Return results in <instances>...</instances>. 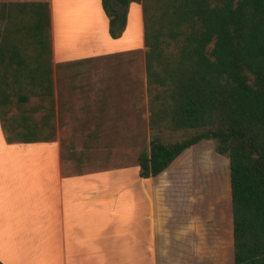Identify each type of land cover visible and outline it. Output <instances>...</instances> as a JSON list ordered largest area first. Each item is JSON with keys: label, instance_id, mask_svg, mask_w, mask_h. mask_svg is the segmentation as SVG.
I'll use <instances>...</instances> for the list:
<instances>
[{"label": "trees", "instance_id": "1", "mask_svg": "<svg viewBox=\"0 0 264 264\" xmlns=\"http://www.w3.org/2000/svg\"><path fill=\"white\" fill-rule=\"evenodd\" d=\"M132 4L141 8L147 48L148 116L132 137L143 140L146 131L149 137L136 157L139 178L157 177L188 148L212 141L229 160L233 264H264V0H101L112 40L124 33ZM0 20V129L7 144L53 142L55 87L61 125L68 84L86 81L95 60L129 54L54 68L47 2L0 0ZM123 67L107 65L104 81H130ZM22 90L38 103L25 110L29 99ZM13 95L19 105L14 116ZM108 123L76 122L77 128H93L78 140L62 139V159L79 170L87 155L104 152L109 158L103 150Z\"/></svg>", "mask_w": 264, "mask_h": 264}, {"label": "crops", "instance_id": "2", "mask_svg": "<svg viewBox=\"0 0 264 264\" xmlns=\"http://www.w3.org/2000/svg\"><path fill=\"white\" fill-rule=\"evenodd\" d=\"M91 1L104 22L100 41L112 40L101 0ZM7 2L49 4L54 68L141 49V44L124 49H109L107 44L97 52L93 35L91 39L64 35L58 42L53 0ZM132 6L139 5H130L128 16ZM139 10L141 16L140 6ZM125 34L126 29L112 43ZM95 61L85 66L89 69ZM112 84L104 78L97 85L91 80L68 84L69 91L61 94V125L55 87L53 142L7 144L0 129L2 264H219L224 250L231 254V202L222 204L216 192L201 195L207 175L214 171L197 154L210 141L188 148L164 172L149 179L139 178L136 163L64 173L65 166L73 163L62 159V138L93 128H77L76 122L107 121L106 132L112 136L111 124L124 119L127 105L133 113L136 108L141 111L146 96L140 83L131 79ZM137 135L134 130L128 136Z\"/></svg>", "mask_w": 264, "mask_h": 264}, {"label": "rangeland", "instance_id": "3", "mask_svg": "<svg viewBox=\"0 0 264 264\" xmlns=\"http://www.w3.org/2000/svg\"><path fill=\"white\" fill-rule=\"evenodd\" d=\"M53 7L58 42L64 35L77 36L81 39H84L87 35L88 38L91 39V36L93 35L95 51L97 52L101 51L102 45L107 46V44L109 49H124L129 45V47L134 48V46L138 47V45L141 44V46L138 47L141 49L130 52L125 55V57L115 59L113 62H108L106 60L95 61L92 67L88 69L87 80H91L97 85L98 82L102 81V79L107 75L105 69L107 65H126V70H128L130 78L141 84V92L144 95L146 87L145 53L147 48L143 45V29L139 6H132L130 9L126 34L122 40L117 41L116 43H112L113 40L110 39H105L106 41L104 42L100 41L99 35L104 33V22L99 20L101 18L99 15V7L96 6L95 3H92L91 0H53ZM2 27L3 22L0 20V30ZM74 40L75 38H73V41ZM53 81H55L54 70ZM21 92L29 99V102L23 105L25 110L38 103L36 98L27 90H22ZM128 106L129 105L125 107L128 111H126L123 115L125 116L124 119L115 121L111 124L115 127L114 132H112V136L108 139L106 138V141H103V144L105 145L103 150L105 151L107 147L106 150L111 152L110 157H106L104 152L93 153L89 156L87 155L85 163L81 166V168H79V170L76 169L74 165L73 167L66 165L64 173L93 171L102 168L132 165L136 163V157L141 143L143 142L147 145L149 137L147 136V131L143 140H136V138L132 139V136L128 135L132 134L134 130H137L142 116L146 120L148 113L145 105L141 107V111L139 108H136V113H133V109ZM10 110L12 116L17 114L19 111V105L16 103V97L14 95L12 96V105ZM38 116L39 114L34 117L38 118ZM142 127L145 128L143 125ZM62 139L78 140L79 138H77V136H73L66 138L63 137ZM203 144H205V147H201V152L197 155L200 154L202 158H205L208 161V165L212 166L211 168H213L214 172L212 173V171H209L210 173L207 175L208 179L205 183L207 188L205 187L206 189L203 192L200 191L202 198L206 193L209 195L210 193L216 192L222 204L225 203L228 206L230 204L229 160L216 153L212 141ZM134 167H136V165ZM200 192H198V194H200ZM216 194L215 197L217 199ZM27 210L29 214L32 212V208ZM219 260V264H233V250L230 255H228L226 250H224V253L221 255Z\"/></svg>", "mask_w": 264, "mask_h": 264}]
</instances>
